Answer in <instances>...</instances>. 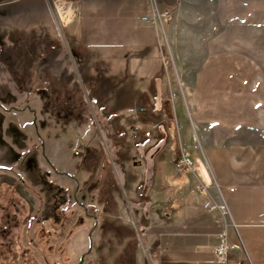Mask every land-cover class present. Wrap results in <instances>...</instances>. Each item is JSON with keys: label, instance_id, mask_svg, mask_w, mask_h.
Here are the masks:
<instances>
[{"label": "crops", "instance_id": "obj_1", "mask_svg": "<svg viewBox=\"0 0 264 264\" xmlns=\"http://www.w3.org/2000/svg\"><path fill=\"white\" fill-rule=\"evenodd\" d=\"M156 3L160 13L168 8L172 11V18L161 16L157 27L140 19L151 11L145 0H80L73 12L61 4L73 42V48L66 51L55 40L59 33H53L50 26L45 0L28 4L0 0V73L5 75L2 72L8 66L21 71V67L34 64L36 52L29 57L23 52L28 42L36 41L37 34L38 44L44 36L50 41V48L45 49L54 50L63 67L78 57L82 72L89 79L100 75L99 83L115 80L118 68L113 59L119 55L124 62L118 67L130 69L135 62L136 73L147 71L149 100L141 104L133 101L127 107L109 108L110 103L96 107L104 116L101 129L110 132L122 191L129 189L132 198L126 197L127 206L134 215L133 223L123 219L119 211L126 204L114 202L117 212L113 219L115 243L109 239L114 246L110 264H223L216 253L223 231L235 245L229 254L231 263L250 260L264 264V70L252 57L236 50L189 54L186 50L197 51L198 44L186 38L188 32L179 13L185 1ZM29 13L35 16L32 23L27 21ZM164 51L172 59L165 57ZM159 53L164 64L155 59ZM92 58H96L93 65ZM94 65L99 66L97 73L91 68ZM147 79L139 77L140 81ZM117 80L128 82L122 76ZM95 88L99 92L100 87ZM146 89L143 86L138 93ZM144 112L156 120L145 121L144 126L132 123L128 133V118L132 114L138 118ZM147 127L157 130L156 135ZM171 144L172 166H168L166 149ZM181 147L195 161V173L177 172L181 187L175 192L181 202L173 205L171 194L167 205V176L156 180V173L175 169L172 158ZM88 153L92 159L93 147ZM199 179L207 185V193L195 188ZM220 203H226L229 215L208 211L210 205ZM134 226L137 233L123 232L135 231Z\"/></svg>", "mask_w": 264, "mask_h": 264}, {"label": "rangeland", "instance_id": "obj_2", "mask_svg": "<svg viewBox=\"0 0 264 264\" xmlns=\"http://www.w3.org/2000/svg\"><path fill=\"white\" fill-rule=\"evenodd\" d=\"M45 1L53 33H59L55 40L68 51L73 42L60 5L73 12L80 0ZM183 1L179 13L187 41L198 44L197 51L186 52L201 55L236 50L252 57L264 70V0ZM29 2L24 0V4ZM27 21L34 22L35 16L29 13ZM37 39L28 42L23 52L26 57L36 52L34 64L21 71L8 66L2 72L5 78L0 73V264H110L111 244L115 243L114 202L126 204L119 211L123 219L133 223L134 215L127 206L131 193L128 188L122 191L110 132L101 129L104 116L96 107L107 103L109 108L127 107L133 101L149 100V75L145 69L136 73L135 62L128 70L118 67L124 62L119 55L113 59L118 68L115 80L99 83L100 75L91 80L82 72L80 58L74 57L63 67L55 51L45 49L50 48L46 36L41 45ZM175 53L179 51L175 49ZM164 54L172 59L166 51ZM155 59L164 64L160 53ZM95 62L96 58L90 61L91 65ZM91 68L94 73L99 70L97 65ZM119 76L128 82L122 84ZM94 85L100 87L99 92ZM143 86L146 91L138 93ZM136 115L126 122L128 133L132 123L144 126L145 121L156 120L146 112ZM148 130L154 136L157 133ZM90 147L95 150L92 159ZM173 150V144L166 149L168 166H172ZM162 175L171 188L167 187L165 203L174 194L172 203L178 205L179 174L176 169H165L156 173V180ZM105 202L111 209L105 208ZM160 206L164 208V203ZM134 228L123 232L137 233V226Z\"/></svg>", "mask_w": 264, "mask_h": 264}, {"label": "built area", "instance_id": "obj_3", "mask_svg": "<svg viewBox=\"0 0 264 264\" xmlns=\"http://www.w3.org/2000/svg\"><path fill=\"white\" fill-rule=\"evenodd\" d=\"M149 3L151 7L150 14L142 16L140 19L148 24H152L154 26H158L159 21L158 19L161 18V16H165L169 19L172 18V11L171 9H166L162 13H160L156 0H145ZM173 166L176 169V171L180 174H190L195 173L196 163L193 160L192 156L188 152L186 148L181 147V149L174 154V157L172 158ZM195 188L202 192L207 193L208 187L207 185L199 179L195 185ZM209 212L219 211L223 213L224 215H229V208L226 205V203H220V204H213L208 207ZM235 248V245H233L230 240L228 239L227 233L225 231L221 232L219 234V244L216 249L217 256L219 260L223 264H233L229 260V254L230 252ZM235 264H253L250 260L248 261H241L239 263Z\"/></svg>", "mask_w": 264, "mask_h": 264}, {"label": "flooded vegetation", "instance_id": "obj_4", "mask_svg": "<svg viewBox=\"0 0 264 264\" xmlns=\"http://www.w3.org/2000/svg\"><path fill=\"white\" fill-rule=\"evenodd\" d=\"M82 260H83V257H82V259H81V262H82Z\"/></svg>", "mask_w": 264, "mask_h": 264}]
</instances>
